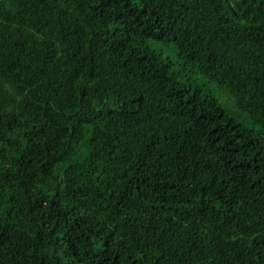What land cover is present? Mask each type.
<instances>
[{"label": "trees", "instance_id": "trees-1", "mask_svg": "<svg viewBox=\"0 0 264 264\" xmlns=\"http://www.w3.org/2000/svg\"><path fill=\"white\" fill-rule=\"evenodd\" d=\"M0 264H264V0H0Z\"/></svg>", "mask_w": 264, "mask_h": 264}]
</instances>
